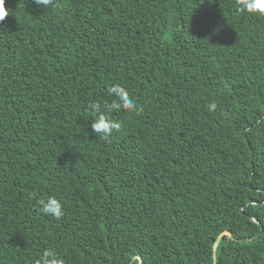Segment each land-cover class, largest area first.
I'll return each mask as SVG.
<instances>
[{"label": "trees", "instance_id": "obj_1", "mask_svg": "<svg viewBox=\"0 0 264 264\" xmlns=\"http://www.w3.org/2000/svg\"><path fill=\"white\" fill-rule=\"evenodd\" d=\"M5 4L0 264L47 248L65 264H264V16L235 0ZM116 83L139 111L108 114L123 126L101 141L88 105Z\"/></svg>", "mask_w": 264, "mask_h": 264}, {"label": "clouds", "instance_id": "obj_2", "mask_svg": "<svg viewBox=\"0 0 264 264\" xmlns=\"http://www.w3.org/2000/svg\"><path fill=\"white\" fill-rule=\"evenodd\" d=\"M33 2L46 12L54 6V0H33ZM236 10L241 13L264 16V0H235ZM8 7L5 0H0V22L9 16ZM106 94L111 97V102H90L88 109L94 115L91 121V130L96 138L101 141L109 140L114 133H118L122 128V123L110 118L108 114L125 110L127 112H138L136 101L130 96L128 90L121 84H110L106 89ZM217 105H208L209 111H214ZM38 211L59 220L64 215V208L61 201L55 196L39 197L33 193ZM36 264H65L63 258L55 248H47L36 261Z\"/></svg>", "mask_w": 264, "mask_h": 264}, {"label": "water", "instance_id": "obj_3", "mask_svg": "<svg viewBox=\"0 0 264 264\" xmlns=\"http://www.w3.org/2000/svg\"><path fill=\"white\" fill-rule=\"evenodd\" d=\"M250 219H253L252 217L249 216ZM228 234V233H227ZM220 238H218L217 242L219 241Z\"/></svg>", "mask_w": 264, "mask_h": 264}]
</instances>
